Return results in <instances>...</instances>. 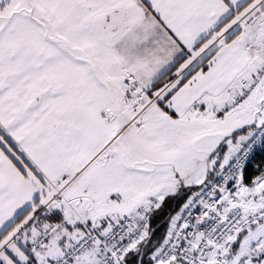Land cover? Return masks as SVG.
Returning <instances> with one entry per match:
<instances>
[{
	"label": "snow or ice",
	"instance_id": "obj_1",
	"mask_svg": "<svg viewBox=\"0 0 264 264\" xmlns=\"http://www.w3.org/2000/svg\"><path fill=\"white\" fill-rule=\"evenodd\" d=\"M0 264H264V0H0Z\"/></svg>",
	"mask_w": 264,
	"mask_h": 264
},
{
	"label": "trees",
	"instance_id": "obj_2",
	"mask_svg": "<svg viewBox=\"0 0 264 264\" xmlns=\"http://www.w3.org/2000/svg\"><path fill=\"white\" fill-rule=\"evenodd\" d=\"M174 210L178 209L175 208L174 203H170L168 206L164 207L163 211L153 219V227L157 229L158 235L164 232L168 214Z\"/></svg>",
	"mask_w": 264,
	"mask_h": 264
}]
</instances>
